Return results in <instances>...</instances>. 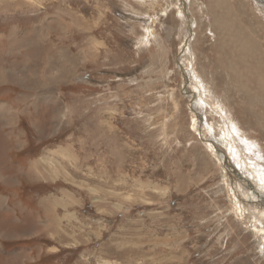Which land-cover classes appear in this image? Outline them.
Returning <instances> with one entry per match:
<instances>
[{"label":"rangeland","instance_id":"374dc122","mask_svg":"<svg viewBox=\"0 0 264 264\" xmlns=\"http://www.w3.org/2000/svg\"><path fill=\"white\" fill-rule=\"evenodd\" d=\"M261 3L0 0V264H264Z\"/></svg>","mask_w":264,"mask_h":264},{"label":"bare ground","instance_id":"6f19581e","mask_svg":"<svg viewBox=\"0 0 264 264\" xmlns=\"http://www.w3.org/2000/svg\"><path fill=\"white\" fill-rule=\"evenodd\" d=\"M8 40V39H7ZM202 97V96H201ZM204 99V98H202ZM229 127V126H228ZM222 129V128H221ZM228 130V129H227ZM226 133V132H225ZM229 133V132H227ZM234 133V132H232ZM222 134V133H221ZM227 136V135H226ZM223 137V136H222ZM233 138V137H232ZM237 138V137H236ZM227 140V139H226ZM225 140V141H226ZM236 140V139H235ZM208 142V141H207ZM239 142V141H238ZM229 143V142H228ZM208 145V144H207ZM216 146V145H215ZM233 148V147H232ZM235 148V147H234ZM65 150V149H64ZM232 150V149H231ZM63 151V150H62ZM64 152V151H63ZM232 153V152H231ZM66 154V152H65ZM223 156V154H222ZM246 156V155H245ZM220 158V157H219ZM226 161V157L223 156L220 158L219 163L221 164L222 167V171L225 172V174L227 175V182L229 183V193L232 196L234 205L236 208L235 211L236 215L238 217H242V220H245L247 223V228L250 227L252 230V232L255 234L254 236H260L261 238H259V241L261 243H264V228H261V230H258V228L256 227V225L253 224V222H255L256 220H263L264 219V209H262L264 206V196H262V192H264L262 190L261 193H257L256 191H259L260 188L258 186V183L256 184L254 181V177L248 178L245 176H242L241 173H238V171H235V167H230V175H228V166L225 164ZM242 161V160H241ZM225 164V165H224ZM236 164V163H235ZM245 164V163H244ZM229 165V164H228ZM251 166V165H250ZM220 167V165H219ZM237 167V165H236ZM256 167V166H255ZM246 168V167H245ZM252 170V169H251ZM253 172V171H252ZM250 173V172H249ZM244 175V174H243ZM255 175V174H254ZM240 176V177H239ZM257 176V175H256ZM250 177V176H249ZM260 178V177H259ZM264 178V177H263ZM261 179V178H260ZM262 183V182H261ZM227 184V183H226ZM251 187L252 191L255 193L254 196H258L260 198H262L261 200H263L262 202H255L257 199L254 198V196H250V191L248 190V188ZM235 190L236 193H232V191ZM253 194V193H252ZM252 199V200H249ZM242 200V201H240ZM232 203V202H231ZM241 206H244V208H246L247 212L243 213L241 212L240 208ZM245 210V209H244ZM259 223V222H257ZM256 223V224H257ZM263 223V222H262ZM244 224V223H243ZM259 226V225H258ZM263 226V225H262ZM263 231V232H261ZM261 249V248H260ZM262 251V250H261ZM264 252V251H263Z\"/></svg>","mask_w":264,"mask_h":264},{"label":"crops","instance_id":"0c3cea01","mask_svg":"<svg viewBox=\"0 0 264 264\" xmlns=\"http://www.w3.org/2000/svg\"><path fill=\"white\" fill-rule=\"evenodd\" d=\"M8 43V40L6 39V41H4V44ZM10 43V42H9ZM36 76V74L34 75ZM6 78V74L5 73H1L0 75V79H5ZM11 118V117H10ZM10 118L6 119V121L9 123L10 122ZM12 125V123H11Z\"/></svg>","mask_w":264,"mask_h":264},{"label":"water","instance_id":"95a60500","mask_svg":"<svg viewBox=\"0 0 264 264\" xmlns=\"http://www.w3.org/2000/svg\"><path fill=\"white\" fill-rule=\"evenodd\" d=\"M259 1H261L262 2L261 4L264 5V0H259Z\"/></svg>","mask_w":264,"mask_h":264}]
</instances>
